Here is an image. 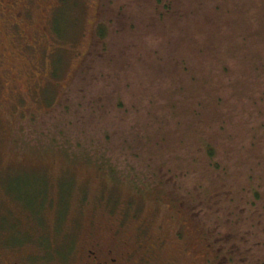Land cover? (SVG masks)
Instances as JSON below:
<instances>
[{
    "label": "rangeland",
    "instance_id": "374dc122",
    "mask_svg": "<svg viewBox=\"0 0 264 264\" xmlns=\"http://www.w3.org/2000/svg\"><path fill=\"white\" fill-rule=\"evenodd\" d=\"M102 3L0 0V264H97L89 258V246L105 260L109 250H120L113 249V237L146 246L162 241L156 251L167 256L173 247L185 249L188 239L178 242L175 230L186 232L192 226L184 220L180 226L175 207L152 196V187L148 193L141 190L145 171L156 169L155 161L173 170H164L168 176L179 174L173 157L180 153L168 148L178 135L162 114L168 109L160 89L169 88V79L162 77L167 69L151 66L157 56L153 48H160L164 39L147 36L141 43L143 37L130 36V21L116 15L128 18L126 10L130 17L133 7L114 0L113 18L104 13L107 37L105 45L100 43L93 32L105 22ZM229 5L231 10L249 5L260 20L244 25V51L233 50L221 62L231 79L222 75L219 64H206L226 94L223 131L208 129L215 137L227 136L216 143L221 145L216 151L219 169L187 167L179 180L181 187L191 182L189 189L197 181L211 180L218 188L227 184L230 196L221 206L220 222L246 218L238 230L264 241V0H231ZM121 6L125 9L119 13ZM132 23L140 27L142 21ZM90 50L104 54L101 64L109 68L101 70L110 78L102 84L96 66L89 72L94 97L99 94L105 101L87 114L85 124H76L81 113L61 114L62 104L71 89L82 83L85 87L79 78L81 60ZM196 258L175 252L161 264H197Z\"/></svg>",
    "mask_w": 264,
    "mask_h": 264
},
{
    "label": "trees",
    "instance_id": "16d2710c",
    "mask_svg": "<svg viewBox=\"0 0 264 264\" xmlns=\"http://www.w3.org/2000/svg\"><path fill=\"white\" fill-rule=\"evenodd\" d=\"M230 1L126 0V7L130 8L132 6L131 13L133 14H130L129 17L130 10H126L128 18L124 14L116 15L119 20L125 18L130 21L128 27L131 28V33L129 35L134 36L137 34L139 37H143L140 39L141 43L146 42L145 38L147 36L164 39L160 48H153V50H156L157 56L154 58L155 65H151L153 68L167 69L166 75H162V77H165L166 80L169 79L167 83L169 88L167 91L163 88L160 89L168 102L166 106L168 112L165 115L164 112L162 114L169 117L170 122L173 124L171 127L185 128L183 130L185 141L192 139V132L201 135L202 144H200V148L202 153L198 162L201 166L213 170L219 169L216 151L221 145L218 146L216 143L220 138L224 139L227 136L215 137L208 129L214 126L219 131H223L221 127L226 121V116L225 111H221V109H224L225 105L222 97L226 94H222L225 93L223 92L224 88L215 80L214 73L216 72L210 73L206 69V64L214 61L213 63L219 64L220 68L223 69L224 66L221 62L228 59L233 50L234 53L235 51H237L236 53L244 51L241 44L246 42V38L241 36L244 34L246 36V33H248L244 27L247 21L256 24L258 23L257 20H260L256 14L252 13L249 5L235 6L232 10L228 9L230 8ZM102 2L99 5V11L103 13L101 18H105L103 19L105 22L100 21L93 34L99 39L100 43L105 45L104 40L107 37L106 27L108 28V25H104L107 22L104 13H107V18H113L110 14V10H112L110 7L113 5L114 0H102ZM248 2H251V0H248ZM123 9H125V6L119 7V13ZM134 12H136L135 16ZM246 15H249L248 20ZM135 21H142L141 26H133L132 22ZM135 29H138V31ZM249 30L251 31V29ZM120 34L123 35V32H120ZM125 35L128 36L127 33ZM222 43L224 48L221 46ZM151 49L150 44L145 48L148 56ZM89 53L95 60V66L100 72V77L109 76L108 73L101 72V68H109L106 67L105 63L101 64L102 61L106 60V58H103L104 54L101 52L102 55L99 57V53L96 51L90 50ZM162 53L166 55H162ZM221 53H226V56L225 54L221 55ZM158 58L159 64H157ZM107 61H109L108 58ZM95 66L92 71L96 69ZM262 69L264 68L260 67V70ZM224 71L225 73H222V75L227 80L231 79L232 74L227 73L226 65ZM81 76H85V70L80 72L79 77ZM242 91L244 90L242 89ZM258 108H260L259 105ZM200 127L203 131L199 129Z\"/></svg>",
    "mask_w": 264,
    "mask_h": 264
},
{
    "label": "flooded vegetation",
    "instance_id": "af4514ba",
    "mask_svg": "<svg viewBox=\"0 0 264 264\" xmlns=\"http://www.w3.org/2000/svg\"><path fill=\"white\" fill-rule=\"evenodd\" d=\"M102 54L99 53L98 56L100 57ZM81 63L82 69L85 70V76L79 78L82 82L86 83V85L84 87L82 83L80 88L75 90L71 89V93H67L71 97L66 98V102L62 104L63 111L61 113L65 115L67 114V110L69 114L77 115L81 113L76 124H85V122H87L86 118H89L87 114L93 112L94 107H100L99 105L104 104L105 101L104 96L101 97L99 94L96 95L97 97H94V86L91 82L94 77L91 76L92 79L91 77H87L95 66V60L89 51L86 56L82 58ZM96 76L100 77L99 70ZM76 78H78V75ZM106 78L109 79L110 76L100 77V82L104 84ZM105 85L109 86V84ZM104 89L99 88L98 91H103ZM113 89L115 90V95L118 96V90L115 88ZM107 91L109 90L107 89L104 92ZM94 98L96 99V103H93ZM118 98L120 99V97ZM114 101L117 102L116 99H114ZM54 110L56 111L57 109ZM163 119L164 122L166 121L165 124H167V127L172 129V134L178 135L174 136L178 137L176 141H168V148L175 154L177 152L180 153L173 157V162L178 164L174 167L176 168V172H179L180 175L174 174L168 176L173 170L170 168L166 169L163 165L164 162L159 160L155 161L157 165L155 167L152 166V168L156 169L145 171V176H143L145 180H143V178L141 180L145 185L141 187V190H146V193H148L147 190L149 191L150 187H152V196L159 197V201L163 204L168 205V203H171L175 207L180 226L183 225V220L187 221L192 226L190 230L186 232L179 231L177 233L175 230L174 236L178 242L184 238L188 239L187 243L183 244L185 249L180 251V249L173 247L172 254L167 256L165 252L164 254L161 253L163 251H161V249L157 254L156 247H158L157 245L160 247L163 246L162 241L146 246V244L140 245L136 239L132 241L126 240L120 243L117 241L118 239L116 237H113V249H115V246H118L120 249L119 251L113 253L112 250H109L106 259L100 261L98 258V255H100L99 252L94 250V246L91 245L87 250V253L91 256L89 258L93 259L97 264H161L164 262L163 257H171L175 252L179 254L182 252V255L190 254L191 257L196 254L197 264H264L263 237L259 239L254 236L255 234L251 235L248 231L243 232L242 229H240V231L238 230L240 224H243L246 218L236 219L233 224H230V222H227L228 224L226 222H220L218 218V214L221 212V206L225 203L226 198L230 196V189L227 184H223L218 188V186H213V183L210 184L212 181L209 180L206 182H194V189L188 188L191 182H187L186 185L181 187V179L179 180V178L183 176V169L187 167H191L192 170L196 167L202 170L207 168L199 166L200 163L198 162L202 153L200 148V144H202L201 135L192 132V139L185 141L183 139V130H185V128L171 127L173 124L170 122L168 116H164ZM163 123H161L162 126L165 125ZM75 132L77 133L78 131ZM103 135L106 137V133L103 132ZM146 141L148 142L147 139ZM152 155L154 156L156 153L152 151ZM158 155L159 153H157V156ZM177 156L180 158L179 163L177 162ZM140 167L143 168L142 166ZM207 169L210 168L208 167ZM164 170H167L168 174L164 172ZM210 170L213 171L212 168ZM127 173L123 175V173L120 172L123 176H127ZM226 181L228 182L229 180ZM215 182L216 181H214V183ZM228 210H230V208ZM229 214L233 216L231 212ZM246 224L245 222V225ZM230 225H233L232 228H230ZM139 238L143 237L139 235ZM99 244L100 241L95 243V246ZM104 245L105 244H103V246ZM121 246L126 249L121 251ZM250 255L254 257H250Z\"/></svg>",
    "mask_w": 264,
    "mask_h": 264
}]
</instances>
